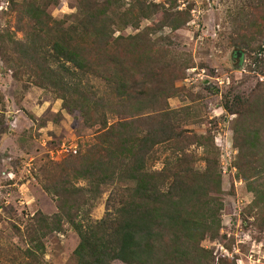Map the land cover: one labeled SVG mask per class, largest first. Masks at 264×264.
<instances>
[{"label": "trees", "instance_id": "1", "mask_svg": "<svg viewBox=\"0 0 264 264\" xmlns=\"http://www.w3.org/2000/svg\"><path fill=\"white\" fill-rule=\"evenodd\" d=\"M249 1L232 42L257 55L264 51V0ZM55 5L56 0L10 2L8 12L16 7L15 30L1 32L2 22L0 67L15 79L25 76L60 99L73 117L97 127L91 142L42 168L50 175L42 188L57 211L37 210L17 228L26 241L20 264H45L44 239L65 227L78 236L76 264H236L215 261L201 245L220 230L219 149L212 134L184 127L193 117L189 106L169 108L183 75L165 73L161 58L167 50L152 46L156 28H140L142 20L153 19L178 29L189 9L178 10L177 0H79L67 23L52 16ZM127 27L137 30L121 33ZM258 63L264 68L263 53ZM88 75L105 87L87 86ZM222 102L235 115V174L252 195L264 228V84L256 83L248 95L231 88ZM5 123L0 113V126ZM102 187H109L105 211L94 220L90 211Z\"/></svg>", "mask_w": 264, "mask_h": 264}, {"label": "rangeland", "instance_id": "2", "mask_svg": "<svg viewBox=\"0 0 264 264\" xmlns=\"http://www.w3.org/2000/svg\"><path fill=\"white\" fill-rule=\"evenodd\" d=\"M78 1L56 0L52 16L71 22ZM249 6V0H177L178 10L189 9L188 20L178 29L158 26L153 19L142 20L140 24V28L149 24L156 28L150 36L152 46L167 50V54L161 55L165 73L183 75L176 83L177 93L167 100L169 108L189 106L193 117L184 127L196 134H212L219 149L224 202L220 230L218 236L206 237L201 245L213 252L215 261L229 258L236 264H246L252 250L254 258H260L264 252L259 209L252 206L253 197L246 191L244 181L236 177L233 167L236 150L231 123L235 115L222 105L229 89L248 95L256 83L264 84V68L258 63L264 51L259 50L255 55L232 42ZM15 9L11 6L1 18L5 22L1 32L15 30ZM136 30L127 27L121 33ZM15 37L20 38L21 33L16 31ZM83 79L87 86L97 90L105 87L94 76ZM69 112L49 91L34 86L25 76L15 79L11 71L0 67V113L6 122L0 126V264L22 262L26 241L17 228L23 229L27 215L37 210L48 215L57 211L55 200L42 188V183L50 177L42 168L73 154L72 151L59 153L62 144L72 145L77 151L92 140L97 125ZM155 165L160 167L161 162ZM108 192L109 187H102L90 211L92 219L103 216ZM44 240L45 264H76L75 231L65 227Z\"/></svg>", "mask_w": 264, "mask_h": 264}, {"label": "built area", "instance_id": "3", "mask_svg": "<svg viewBox=\"0 0 264 264\" xmlns=\"http://www.w3.org/2000/svg\"><path fill=\"white\" fill-rule=\"evenodd\" d=\"M9 5H10V0H0V27L2 23L1 21V16L3 15L2 13H5V12H8L9 10ZM6 16V15H4ZM2 62L0 61V66H1ZM76 152L75 148H72V145H68L65 146V144H62L60 146V149H59V153H63V152ZM235 253L238 252V250H234ZM253 252V250H252ZM252 252H250L249 256L247 257V263L246 264H264V252H261L260 254V258H254ZM260 253V251L258 252Z\"/></svg>", "mask_w": 264, "mask_h": 264}]
</instances>
